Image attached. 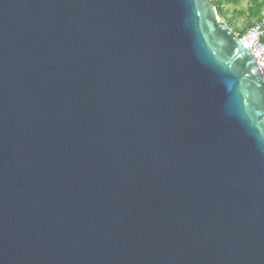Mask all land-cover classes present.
I'll return each mask as SVG.
<instances>
[{
    "label": "water",
    "instance_id": "obj_1",
    "mask_svg": "<svg viewBox=\"0 0 264 264\" xmlns=\"http://www.w3.org/2000/svg\"><path fill=\"white\" fill-rule=\"evenodd\" d=\"M212 0H0V264H264V76Z\"/></svg>",
    "mask_w": 264,
    "mask_h": 264
},
{
    "label": "built area",
    "instance_id": "obj_2",
    "mask_svg": "<svg viewBox=\"0 0 264 264\" xmlns=\"http://www.w3.org/2000/svg\"><path fill=\"white\" fill-rule=\"evenodd\" d=\"M237 36L250 51L264 76V19L254 23L245 32L239 33Z\"/></svg>",
    "mask_w": 264,
    "mask_h": 264
},
{
    "label": "rangeland",
    "instance_id": "obj_3",
    "mask_svg": "<svg viewBox=\"0 0 264 264\" xmlns=\"http://www.w3.org/2000/svg\"><path fill=\"white\" fill-rule=\"evenodd\" d=\"M251 6H254L253 0H242L238 6H234L233 3L225 4L224 8L228 11L227 19L231 21V28L233 30L242 31L249 21H257L258 17H249L248 10ZM261 16H264V9H262ZM220 22L222 21L220 20Z\"/></svg>",
    "mask_w": 264,
    "mask_h": 264
},
{
    "label": "trees",
    "instance_id": "obj_4",
    "mask_svg": "<svg viewBox=\"0 0 264 264\" xmlns=\"http://www.w3.org/2000/svg\"><path fill=\"white\" fill-rule=\"evenodd\" d=\"M242 0H212L211 3L216 7L217 13L220 17V20L226 23L228 26L231 27V21L227 19L228 11L224 8L225 4L233 3L234 6H238ZM254 6H251L248 10L249 17H258L257 21L251 22L249 21L245 28L240 30H235L236 34L245 32L249 27H251L254 23L259 22L260 20L264 19V16H261L262 9H264V0H253ZM256 7V8H255Z\"/></svg>",
    "mask_w": 264,
    "mask_h": 264
}]
</instances>
